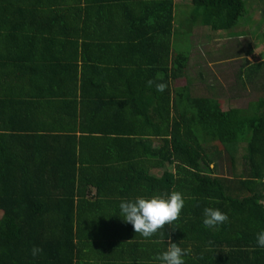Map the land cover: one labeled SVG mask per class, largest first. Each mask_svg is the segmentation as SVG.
I'll return each instance as SVG.
<instances>
[{
  "label": "trees",
  "instance_id": "16d2710c",
  "mask_svg": "<svg viewBox=\"0 0 264 264\" xmlns=\"http://www.w3.org/2000/svg\"><path fill=\"white\" fill-rule=\"evenodd\" d=\"M254 1L247 10L245 0H0V47L53 46L60 54L55 63L31 52L9 63L12 51L0 49V264H159L155 257L169 242L190 249L186 264H264L256 246L264 229V83L256 100L236 105L247 84L264 78V61L246 40L247 66L234 95L235 88L223 98L219 85H192V48L182 49L199 26L209 42L231 38L241 18L255 19L258 6L264 11L263 0ZM176 4L190 7L183 32ZM157 55L163 105L125 118L120 135L98 104L100 127L88 118L77 130L73 119L86 113L78 78L99 86L120 75L133 81L138 68L137 85L145 73L136 59L151 63ZM171 190L183 194L185 206L164 225V237L158 231L146 239L116 215L122 199ZM205 207L219 208L228 221L207 228ZM33 247L41 249L36 256Z\"/></svg>",
  "mask_w": 264,
  "mask_h": 264
},
{
  "label": "crops",
  "instance_id": "0c3cea01",
  "mask_svg": "<svg viewBox=\"0 0 264 264\" xmlns=\"http://www.w3.org/2000/svg\"><path fill=\"white\" fill-rule=\"evenodd\" d=\"M15 0H6V2L13 3ZM45 1H56V0H45ZM52 15V14H51ZM12 45V44H11ZM11 45L5 44L0 47L1 51H12V53H7L8 56V62L12 63L13 61L17 60L25 62V58H29L30 52L38 59V60H51L53 63L56 62V58L60 56L59 49L57 47L53 46H32L30 44L22 45L21 48H16L15 46L11 47ZM15 50H21L25 51L26 53H19L14 54L13 51ZM158 52V49H156L155 53ZM160 52V51H159ZM154 53V54H155ZM141 55H147L140 53ZM191 56V54H190ZM138 62L137 65L142 66V70L144 71L145 75H139L138 76V84L135 85L136 82V76L138 75V68H134L133 72L135 73L133 81L129 80L127 81V78L125 76H117L114 78L108 77L103 79L102 81H105L102 86L94 85L89 80L83 81L82 79L76 80V90L77 94L79 95L81 99L82 106L85 107L86 113L83 115L73 119L74 124L76 123L78 125L77 130H80L81 128H84L86 126L84 122L89 118L90 119V126L93 128L100 127V124H98L99 116L101 112L98 115V120L96 116L95 108H97L98 104H101L104 109L108 112L107 114L110 116L108 117L109 120H117L116 122V128L120 132L119 134H125V125L124 119L130 118L132 116H135L138 114V109L141 111L149 108H157L154 106H158L159 101L161 105H163V99L165 98L166 94L165 91L163 93L157 92L155 89V86H149L148 81L153 80L156 83L164 82L163 74H161V66L162 64L158 60L157 57L153 58L151 63H148L143 56L136 59ZM46 65H50L49 63H45ZM138 67V66H137ZM148 67H152L155 70H159V72L154 75H149V73H152L154 71L150 70ZM145 68V70L143 69ZM148 69L150 70L148 72ZM190 82L193 85L192 79L188 77ZM177 81V82H176ZM176 85L179 89V85L181 84L178 79H176ZM55 93V92H54ZM194 93L198 94V90ZM188 94V93H187ZM78 105L80 106L79 100ZM40 99H45L43 97H40ZM45 101V100H44ZM105 102V103H104ZM95 111V112H94ZM53 124V123H52ZM48 127V126H46ZM51 127H54L51 126ZM101 127L103 128L102 124ZM86 129V128H84ZM113 136V135H112ZM118 136V135H117ZM152 173H155L157 176H160L162 174V170L160 168H155L152 170Z\"/></svg>",
  "mask_w": 264,
  "mask_h": 264
},
{
  "label": "rangeland",
  "instance_id": "374dc122",
  "mask_svg": "<svg viewBox=\"0 0 264 264\" xmlns=\"http://www.w3.org/2000/svg\"><path fill=\"white\" fill-rule=\"evenodd\" d=\"M175 1L183 2L184 0ZM245 1V8L247 10H252L253 7L256 6L254 0ZM177 5L178 4H176L175 6V10L177 8V12L175 13L176 22L179 27L177 28V31L183 32L185 29L182 26L185 20H187L185 17L188 14L190 7L180 6L179 9V5ZM256 10L257 13H254L255 19H253V16H250L245 22L244 18H241V20L237 24L239 30L236 31L238 33L230 34L231 38L228 37V34H224L222 36L220 35L221 38H217L216 40H212L211 42H209L207 40V37L204 36L201 26L196 27L193 30L194 35L193 37L191 36L192 38L190 39L192 40V42L190 40H187L186 47H182V49H189V51L192 48L190 60L187 66V76L190 77L192 81L193 79H199L202 83V87L204 88L206 87L207 83L219 85L222 92L220 96H222L223 98H227L228 96H230V93H232V89L235 88L233 92L234 95L235 91L237 90V84H235L237 73L240 70L246 68L245 66H247L242 54V51L245 47L244 44H248V42L246 44V40L251 41V45H248L256 50L260 58H262L264 61V45H262L261 42L257 43V39L260 37L264 30V11L262 10V7L259 6ZM243 25H245V32L244 30L243 32L241 31V26ZM248 32H250V34H248ZM223 42L225 43V48L219 51L218 48ZM179 43L182 45L181 40L179 41ZM214 47H216L218 51H215L213 55H208L207 52L209 50L214 51ZM227 50H230V52H226ZM231 50L234 52V58L228 59V57L230 56L229 54H231ZM248 60H250V62L254 61L253 57L251 56L248 57ZM213 72L217 74L219 79L218 81L216 80L213 82ZM200 76H204V79H201ZM263 83L264 78L258 76L250 84H247L240 99L236 101V105L238 107L245 108L248 105V102H250L251 100H256L258 97L259 88ZM219 169L222 170V168Z\"/></svg>",
  "mask_w": 264,
  "mask_h": 264
},
{
  "label": "clouds",
  "instance_id": "9594fccd",
  "mask_svg": "<svg viewBox=\"0 0 264 264\" xmlns=\"http://www.w3.org/2000/svg\"><path fill=\"white\" fill-rule=\"evenodd\" d=\"M191 54V53H190ZM148 85L155 86L157 92L163 93L167 85L164 82L156 83L149 80ZM185 206V198L179 191L171 190L149 196H136L122 199L118 205V215L122 223L131 225L135 233L148 239L158 231L162 232L165 224L173 225ZM228 221L227 213L219 208L205 207L203 209V224L209 229H218ZM256 246L264 249V229L256 233ZM41 252L38 247H33L31 254L36 256ZM190 254V249L182 248L176 242H169L166 250L158 253L155 260L159 264H186L185 257Z\"/></svg>",
  "mask_w": 264,
  "mask_h": 264
}]
</instances>
